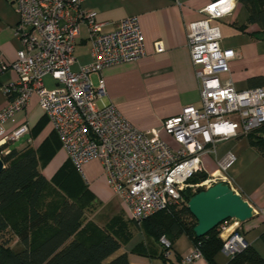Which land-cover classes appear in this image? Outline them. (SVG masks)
I'll return each instance as SVG.
<instances>
[{
    "label": "built area",
    "instance_id": "built-area-1",
    "mask_svg": "<svg viewBox=\"0 0 264 264\" xmlns=\"http://www.w3.org/2000/svg\"><path fill=\"white\" fill-rule=\"evenodd\" d=\"M85 1L14 0L19 17L15 34L21 48L14 64L0 65V73L13 69L18 78L4 89L7 105L0 112V125L13 122L35 95L75 170L83 176V166L98 161L113 195L137 223L182 202L186 190L196 193L217 183L232 189L229 169L234 157L231 153L219 157L218 147L264 124V87L239 91L230 80L220 78L230 74L229 63L236 53L221 46L220 29L215 23L232 14L236 0L213 1L201 10L204 19L186 26L200 106L184 107L179 115L163 121L160 131L172 143L158 134L138 131L112 104L98 105L104 96L103 80L95 87L91 75L144 57V39L135 16L121 20L111 32H103L96 14L82 10ZM81 24L88 31L92 61L74 70L73 52ZM154 50L162 53L164 48L156 42ZM46 78L52 80V87L46 85ZM27 132L26 125H19L0 138V147ZM8 152L5 149L3 154ZM204 156L214 158V172L205 171ZM197 174L206 178L189 182ZM239 225L229 220L217 227L223 243L221 251L228 257L246 247ZM160 243L166 250L165 257H169L171 245L164 238ZM201 258L194 246L178 263L193 264Z\"/></svg>",
    "mask_w": 264,
    "mask_h": 264
},
{
    "label": "crops",
    "instance_id": "crops-1",
    "mask_svg": "<svg viewBox=\"0 0 264 264\" xmlns=\"http://www.w3.org/2000/svg\"><path fill=\"white\" fill-rule=\"evenodd\" d=\"M213 1L216 0L83 2L82 10L96 14V20L103 24V32H111L121 20L135 16L139 20L144 39V57L135 62L105 68L100 73L91 75L95 87L100 79L103 80L104 96L98 105L112 104L138 131L148 135L158 134L159 138L172 143V140L160 131L163 121L179 115L184 107L200 106L199 84L187 48L186 26L204 19L201 10ZM18 21L14 0H0V65L11 66L17 59L21 48V42L15 34ZM215 25L220 29L221 46L233 49L236 53V58L229 63L230 74L222 75L221 80H230L239 91L264 87V32L257 24H248V12L245 7L236 0L232 14ZM156 42L162 44V53L155 52ZM90 48L87 28L81 24L79 39L73 52L74 70L91 63ZM17 78L13 69L0 73V112L7 105L4 89L15 83ZM45 83L49 87L54 85L50 78H46ZM44 123L50 125L38 107L37 97L33 95L25 108L15 115L13 122L8 121L0 125V138L24 124L28 128V134L9 142L8 149L21 151L28 148L38 151L45 141L53 138L54 132L50 125L49 134L41 141H35ZM226 153H231L234 157L229 169L232 190L239 194L255 213L250 221L242 223L243 237L246 245L251 246L264 261V244L260 240L261 234L264 233V159L250 146L247 136L243 135L229 139L218 147L219 157ZM64 157L67 161L65 153ZM210 159L214 162L212 156H204L203 165L208 164ZM40 172L48 181L54 176L46 166L40 168ZM80 178L94 199L91 208L93 215L87 221L103 228L107 219H104L101 226L100 213L116 196L108 186L101 164L96 160L86 163ZM121 206L123 207V203ZM111 235L117 237L114 233ZM124 236L129 240L121 242L120 249L108 261L126 254L129 264H179L178 260L194 248L193 241L183 234L173 242L169 257L163 260L161 245L146 236L143 230L130 224L124 230ZM11 247H18L16 238L11 242ZM229 260L230 257L221 250L212 258L213 264H227ZM193 264L209 262L201 258Z\"/></svg>",
    "mask_w": 264,
    "mask_h": 264
},
{
    "label": "trees",
    "instance_id": "trees-1",
    "mask_svg": "<svg viewBox=\"0 0 264 264\" xmlns=\"http://www.w3.org/2000/svg\"><path fill=\"white\" fill-rule=\"evenodd\" d=\"M237 1L248 12V24H257L264 32V0ZM53 138L45 141L38 151L9 150V141L0 147L4 165L0 174V264H129L126 254L108 261L120 249L121 242L129 240L124 236L127 223L114 217L99 228L87 221L85 214L93 207L94 199L70 161L67 163L76 175L77 188L69 186L64 196L58 190L60 186H67L63 178L60 181L65 173L64 165L49 181L41 174L40 168L47 165L54 148L61 147L55 133ZM247 138L264 159V124L250 132ZM5 149L9 152L4 155ZM205 178V174H197L189 182L198 183ZM64 180L67 182L66 175ZM196 193L186 190L182 193L183 201L170 205L166 211L140 223L131 220L146 236L159 242L163 260L168 257H165L161 238L172 247L177 238L187 235L209 264H213V256L222 249L217 228L201 238L193 233L196 221L186 203ZM14 238L17 248L11 247ZM260 240L264 244V233ZM227 264H264V261L246 245L240 253L230 257Z\"/></svg>",
    "mask_w": 264,
    "mask_h": 264
},
{
    "label": "water",
    "instance_id": "water-1",
    "mask_svg": "<svg viewBox=\"0 0 264 264\" xmlns=\"http://www.w3.org/2000/svg\"><path fill=\"white\" fill-rule=\"evenodd\" d=\"M4 170L0 159V174ZM196 225L193 233L197 238L206 236L220 224L233 220L239 224L250 221L254 210L243 198L227 185L217 183L193 195L186 203Z\"/></svg>",
    "mask_w": 264,
    "mask_h": 264
},
{
    "label": "rangeland",
    "instance_id": "rangeland-1",
    "mask_svg": "<svg viewBox=\"0 0 264 264\" xmlns=\"http://www.w3.org/2000/svg\"><path fill=\"white\" fill-rule=\"evenodd\" d=\"M49 131H50V125L47 123L42 124V126L39 130L38 136L35 137V141H41L43 138H45L49 134ZM26 134H28V132ZM26 134H24V135H26ZM202 162H203V160H202ZM63 165L65 166V168H64L65 173H63L60 176V181H61V178H63V181L67 186H65V185L60 186V188L58 190L64 196V194L69 192V190H70L69 186L72 189L77 188L76 175L74 174L70 165L67 163V161L64 157V152L60 149V147H55L51 157L49 158V160L47 162L46 169L49 170L50 174L52 175V174H55L58 170H60L63 167ZM204 169L207 173H212L216 170V166H215L212 159H210V162L208 164L204 165ZM65 175H66L67 182H65V180H64ZM121 203H122V201L118 197H116L115 200L110 202L108 207L103 208V210L100 213V216H101L100 219L102 221L101 226H103V224H104V219H107L106 223H108L110 220H113L114 217L121 218L122 221L127 223V226L132 224L124 206L120 207ZM91 215H93V212H91V210L90 211L88 210L86 213L87 219H89L91 217ZM110 216H111V219H110ZM93 219H95V217ZM241 225L242 224H240L238 226V231L243 233V228Z\"/></svg>",
    "mask_w": 264,
    "mask_h": 264
}]
</instances>
